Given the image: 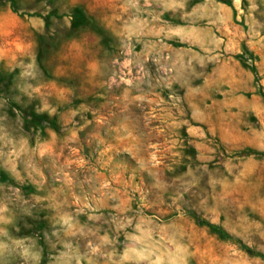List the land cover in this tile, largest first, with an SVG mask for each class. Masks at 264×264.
<instances>
[{"label": "clouds", "instance_id": "1", "mask_svg": "<svg viewBox=\"0 0 264 264\" xmlns=\"http://www.w3.org/2000/svg\"><path fill=\"white\" fill-rule=\"evenodd\" d=\"M0 264H264V0H0Z\"/></svg>", "mask_w": 264, "mask_h": 264}, {"label": "rangeland", "instance_id": "2", "mask_svg": "<svg viewBox=\"0 0 264 264\" xmlns=\"http://www.w3.org/2000/svg\"><path fill=\"white\" fill-rule=\"evenodd\" d=\"M12 13H13V14L15 13V10H14V8H12Z\"/></svg>", "mask_w": 264, "mask_h": 264}, {"label": "trees", "instance_id": "3", "mask_svg": "<svg viewBox=\"0 0 264 264\" xmlns=\"http://www.w3.org/2000/svg\"><path fill=\"white\" fill-rule=\"evenodd\" d=\"M13 8H14V10H15L16 6H15V5H13Z\"/></svg>", "mask_w": 264, "mask_h": 264}]
</instances>
